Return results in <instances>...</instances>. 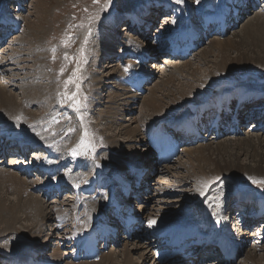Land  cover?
Listing matches in <instances>:
<instances>
[{
    "label": "rangeland",
    "instance_id": "rangeland-1",
    "mask_svg": "<svg viewBox=\"0 0 264 264\" xmlns=\"http://www.w3.org/2000/svg\"><path fill=\"white\" fill-rule=\"evenodd\" d=\"M155 1L158 0H111V4H107V0H100L99 3H94V0H26L24 4L26 6V12L24 13L25 19L23 20V32L20 36L19 34L15 36V41H13L11 47H7L9 50L4 52L3 59L1 58L3 62L1 63L0 61V66L5 67L7 70L5 71L6 75L2 76L0 80V85L6 86L7 92L14 93L16 95L17 102H19L20 105L17 114H9L13 119L15 118L17 120L16 124H30L40 119L43 115H45L46 118L47 116L50 117L51 113H58L57 117H60V119L57 121H60L61 117L65 114L63 109L67 107L69 108L70 114L63 118V127H61V125L54 127L57 130L59 128V131L55 130L48 135L49 142L55 145L61 153H63V155H68L73 150L71 146L74 145L68 143L69 139L65 142L66 137L70 135L72 139H76L81 136L84 139V143L81 144V142H79L78 146L74 148L78 149L81 153L80 156H84V158H88L92 161L98 159L101 163H108L110 168H113L116 166L114 163H116L115 157L117 156V151H111V147L107 143L108 139L111 138V136H116V139L124 140V136H122L121 133V137L118 136L120 131L119 126L121 124L123 126L131 124V127L136 125V123L132 121L139 118L141 114V103L147 96H149L152 88L155 87L156 96L158 95L159 98L161 97L160 99H165L166 101L168 100L165 95H163L166 91H160V89L158 90L156 85H162V83L169 80L175 65L181 66L186 63L182 72L173 73L175 75V82L173 81V84L176 83L174 85L177 89H180L179 91H185V89L187 90L186 100H183L179 106H176V109L173 110L176 114V119H180V117L183 116L182 114L188 111L190 107H195L197 103H201V101L206 100L211 96H215L218 93L220 94L226 90L228 93L234 92L230 100L227 102L229 107L237 101L236 90L238 88L245 87L255 91L256 93H264V62L262 63L255 59L256 54L258 53L260 56H263L264 59V36L254 35L249 37V45L247 44V46L240 47L236 46L235 48H232L231 46L230 50L226 53L220 52L215 46L217 44H213L218 40H233L235 42L236 40H240L242 36H245L248 29L247 27L245 29L243 28L246 23L250 22L248 20L252 19L251 21L256 23L258 22L257 20H259L256 16L264 17V0H260V2H257L256 4L257 7L252 9L253 12L245 18V21L240 23L239 28L237 26L236 28L230 29V31L221 38H219L218 34L209 37L206 42L202 43L199 50L195 52V56L193 55L188 59L179 60L174 58L171 59L170 57L166 58L167 54H163V56L157 54V57L151 59L147 63L148 69L153 70L151 75L152 80L145 84L144 82L142 83L144 86L142 92L138 93L139 96L136 98L137 104L132 105L129 111L126 109L119 110L120 108H127L126 105H124L126 102L124 98L128 101L131 100L128 94L121 96L120 99L123 100H117L116 102L122 103V106L115 110L122 113V115L113 114V116L118 119L115 124L106 120L104 111L106 110L105 107L109 104L107 101L114 98L112 95L115 93L117 94V91L125 92V90L127 91L130 89L125 86L120 87L115 81V76H119L120 72L123 73L125 70L124 67H126L124 65H120L121 62H118L119 59H116V62L114 61L113 67L110 66L111 64L108 67L106 65V63H109V57H112L108 54L104 55L103 53L101 60L99 62L96 60L99 53L97 43L99 37L101 36V27H104L105 24L108 23V14L113 18L116 17L120 20L127 17L130 13L132 15L139 13V10L144 11L146 9L145 6H147L149 7V11L146 13L147 15L151 11L154 12V18H152L151 22L154 21V27L156 25L157 28L159 27L157 31L154 29L152 31L153 33L148 35L144 34L142 37H136L128 31H123L124 26L122 24L119 25L115 31L120 33V39L124 40L125 38H130L131 36L130 39H134L135 41L139 40L141 43H144L147 48H153L158 51L154 42L158 39L154 36V33L156 35L160 34V36L167 34L166 29L173 27L176 22L174 21L172 24L173 19L169 16V14H165L164 11H158V9H154V6L149 5ZM186 1L189 3V9L191 8L192 10L197 11L199 6H202L205 2L211 0H199V3H197V0ZM7 2V0H0V13L6 10L2 8L6 7L5 4ZM10 6L13 10H15L12 4H10ZM177 14L175 16H177ZM161 15L168 16L161 18ZM179 20L180 19H178V21ZM145 31L148 32L149 29H146ZM148 36H150L149 40L147 38ZM261 36L263 38H261ZM203 50H205V53H203ZM115 57L116 56L112 58L115 59ZM223 58L226 59V63H223ZM127 60L135 63V61L130 58ZM125 62L127 61L125 60ZM187 63L189 64L187 65ZM62 69L63 72H61ZM94 73L104 76L110 74L111 79L108 81L109 83L113 82V85L108 84L107 87L103 86L98 90L97 86L99 85L95 84ZM77 85L79 87H77ZM190 88L194 89L192 90ZM97 93H100L103 96V101H101V103L100 97H96ZM108 94L109 96H112V98L108 97ZM129 94L136 95V93ZM174 94L172 95V98L173 96H180L176 90ZM32 96L33 98H31ZM76 100H79V103L75 105ZM115 110L114 112H116ZM119 112L116 113L118 114ZM162 117L166 118L167 116L164 115ZM255 122L256 121L253 120L250 121L247 126L245 124L241 128L242 132L236 135L234 134V136L225 134L222 137H218V139L207 137L203 143L199 142L197 144L184 147V151H192L189 152L190 155L186 152L183 153V151L179 154L178 158H180H177V161H172V163L168 166H161L159 172L160 174H158L157 177L153 176L154 179H148L150 181V189L152 190L149 194L143 195L141 200L134 201L133 205H135L136 210H140L141 205L138 204L144 201L146 203L144 204L147 205L146 207H149L148 212L150 214H154L155 211L158 212V216L157 214H154V216L151 215V217L155 220H162L163 226H170L174 223V221L177 222L178 218L182 217L179 213L182 209L184 211H188V215L186 217H189L191 214L193 216V213L197 211V207H200L198 205L199 191L194 185L197 183V180H195L196 172L192 166L189 165L190 161L188 158H190L191 155L194 158V155H198L203 152L207 156L211 157L207 160H200V158H198L199 160L196 159L194 162L197 161L195 163L196 165H202L201 167L204 170L203 172H206L209 175H214H212L210 183L208 181L204 183H208V185H210L216 180L217 182L225 181V187L227 188L230 187V184H236L239 186V189L236 191L238 195L242 193L264 199V186L253 184L251 180L248 179L249 177L264 179V175H258V173L256 174L252 171L250 172V170L246 172H232L233 174H228L218 171L216 168V163L220 162L224 165L225 160L232 162L234 159H238V161L243 165H249L250 163L252 165L254 164L250 155L237 147L236 143H240L239 140L249 137V134L253 135V139L256 142H259L255 136L256 134L264 139V131H254V128L252 129L253 125H256L254 124ZM65 129L66 131L68 129L69 133L67 136L61 138ZM61 131L62 133H59ZM85 131H87V137L84 135ZM224 145H232V148L228 149L227 147V154L225 153V149L222 148L221 152L218 154V146L222 147ZM127 147H124V149L120 152L124 153ZM136 147L137 151L134 150V148L129 149L130 154L136 151L137 155L141 154V156H145L150 149L144 141H140ZM150 153H148L145 158H150ZM112 156L114 157V162L112 161ZM236 156H238V158H235ZM1 159L2 158H0V160ZM111 161L112 163H109ZM82 163L85 164V160H82ZM1 165H8V163L0 162V166ZM262 165L264 168V163ZM148 167L151 166L148 165ZM20 175L28 182L36 180L34 178L32 180L28 179L21 173ZM80 175L82 174L78 172L73 176L75 179H79ZM63 177H65L67 181L71 179L70 175L63 174ZM183 178L186 179L184 180ZM39 183L41 184V182ZM4 185H0V187H3ZM208 187L209 189L211 188V191H207L209 193H206V196H214V187ZM10 189L13 191V188L5 185L4 191H2L3 188L1 191L3 194L5 192L4 195L9 197L7 198V202L11 200L14 202L17 199V194L12 193ZM1 191L0 193L2 194ZM33 191L36 192V190ZM38 191L39 190H37L36 194L40 195L43 200L44 207H47V210L44 208L45 213L53 210L51 209L52 205L53 207L61 205L59 201L56 203L54 202V200H58L57 198L52 199L49 197L47 200L44 195L42 196L38 193ZM163 191H166V194L162 193ZM29 192H32L31 189H29ZM235 194L236 193H234V195ZM28 196L25 194L24 198H27ZM69 196L70 195H68V197ZM149 196H151L152 200L149 199ZM234 197L235 196H232V198ZM130 200L131 199H129V201ZM61 201L62 203H65L63 207H60V209H64V206H69V209L66 207L68 209L67 212L73 213L74 208L71 205H73L74 201H72V199H64ZM167 201L170 203H168L169 205L166 204ZM162 207L168 208V210H163L161 209ZM54 212L55 211H53L52 216L54 219L53 221L56 220ZM160 214H163L165 217L159 218ZM31 222L34 223L31 219L30 221L22 220L21 223L19 221L16 225H13V228L7 227L4 223L0 224V229L2 230L0 231V264H2L3 260L6 258L19 256L23 248H27L26 245H31L32 241H38V239H35L36 237L27 240L24 236H27L29 229L35 230V224L31 225ZM27 226H29V228H27ZM16 229L17 231L20 230L22 234L19 233L18 236H16ZM240 231L247 233V231ZM255 234L256 232H253L252 235L247 234L248 240L249 238L255 236ZM245 246L243 247V249L246 248L245 251L233 264H246L245 258L249 253L252 255L254 254L257 264H264V241L262 244L258 243L252 246L246 244ZM51 248L52 245L43 253L45 258L50 257L47 254H50ZM115 248L116 251H121L124 246L121 245ZM112 250H115L113 246L105 251V254H108V252ZM210 264H212V262H210ZM249 264L252 263L249 261Z\"/></svg>",
    "mask_w": 264,
    "mask_h": 264
},
{
    "label": "bare ground",
    "instance_id": "bare-ground-1",
    "mask_svg": "<svg viewBox=\"0 0 264 264\" xmlns=\"http://www.w3.org/2000/svg\"><path fill=\"white\" fill-rule=\"evenodd\" d=\"M242 1L244 3L247 2V0H242ZM4 3H5V1H4ZM234 3H235L234 0L233 1L229 0L227 5L228 6L229 5H233ZM235 8L238 9V7H235ZM253 8H255V7H249V8L247 7V8H245L244 13H243L244 19L239 22V25H240L241 22L245 21V18L248 15H250V13L253 12L252 11ZM147 12L148 11L146 9L144 11L139 10V13L132 14L129 19H132L133 17L134 18H140V17L143 16V20L148 19V21L151 22L152 21L151 17L154 16V12L151 11V12L148 13V15L146 14ZM6 13H8V10H5L4 12H1L0 13V17L3 14H6ZM14 16H17V15H14ZM167 16L164 15V17H167ZM256 18L259 19V20H257L258 22L253 23L251 21L252 20L251 19V20H248L250 22H248V23H246V25H244L243 29H245L247 27L248 31H247V34L245 36H242V38H240V40H238V41L236 40L235 42L233 40H231V41L218 40L217 42H214L213 44H217L215 46L219 49L220 52H225L226 53L227 51L230 50L231 46H232V48H235L236 46L240 47V46H247V44L249 45L250 44L249 43V39H248L249 37H252L254 35H257V36L262 35V36H264V17L256 16ZM168 20H170V19H168ZM176 20L177 19L174 18L173 21H172V24L174 23V21L176 22ZM128 21L130 22V20H128ZM179 21L177 22V24L180 23ZM113 24H114V21L110 22L109 24L106 23L104 27H101L102 28L101 36L99 37V40H98V43H97L99 53H98V56H97L96 60L98 62L101 60V58L103 56V53H104V55L108 54V55L112 56L113 58H114V56H116L115 59H113L112 57H109V60H108L109 63L108 64L106 63L107 67L110 64H111L110 66L113 67L114 66L113 63H114V61L116 62V59H119L118 62H121V58L124 57L123 54L125 52L126 53L127 52L136 53V54L130 53L132 57H135V59L141 58V57H146V56H149L151 54L153 55L156 52L157 53L159 52V51H156L153 48L152 49L147 48L146 45H144V43H141L139 40L135 41L134 39H130L131 36H130V38L127 37L124 40L120 39V37H119L120 33H117L115 31V27H114ZM239 25H238V28H239ZM123 26H124V30L123 31H128V32L133 31V29H132L133 25L130 26L126 22V23L123 24ZM179 27H181V24L179 25ZM144 28L146 30V27H144ZM225 30H227V28ZM141 31L143 32V30H141ZM130 33H132V32H130ZM3 34H4V32H0V35H3ZM132 34L134 36H136V37L137 36L138 37H142L144 35V34L139 35L137 33L136 34L132 33ZM262 36H261V38H263ZM219 38H221V37H219ZM142 46L147 48L146 51L145 50L142 51ZM149 51L151 52L150 54H149ZM203 53H205V50H203ZM190 55L191 54L188 55V58H190ZM194 56H195V53H194ZM168 57H169V55L167 56V58ZM1 58L3 59V55H2ZM188 58H186V59H188ZM2 59L0 60L1 63L3 62ZM255 59L260 61V62H262V63L264 62L263 56H260L259 53L256 54V58ZM225 60L226 59L223 58V61H224L223 63H226ZM126 61H127V63L129 62L128 60H126ZM185 64L186 63H184L181 66L175 65V67L173 68L172 74L169 77V80H167L164 83H162V85L161 84H157L156 85L158 90L160 89V91L161 90H165L166 91V93L164 92L163 95H165V97L169 100V102H168V100L166 101L165 99H160L161 97L159 98L158 95L156 96L155 87L152 88L150 90L151 92H150L149 96H147L141 103V106H140L141 107V109H140V111H141L140 113L141 114H140L139 118L138 119H134L132 121V122L136 123V125L131 127V124H127V125H124V126L121 124L119 126L120 131H119V135L118 136H120V137H121V135L124 136V138H123L124 140L116 139V136L115 137L111 136L112 139L111 138L108 139L107 143H108V145H110L111 151H113V150L117 151V156L115 157V155H114V157L116 159V163H114V164L116 166L113 169L110 168L111 174L114 171H118L120 173H125L127 171V169L131 168L130 166H141V165H143V166L148 167V165L149 166L153 165L154 158L151 156L152 155L150 153L151 149H149L147 154H145V156H146V155H148V153H150L151 157L150 158L149 157L145 158V156H141V154L137 155V153H136L137 147L136 146L140 143V141H144L147 144V146H148V142L145 139L146 135L144 134L145 133L144 131L145 130L146 131L150 130L152 127L155 130H157V132L155 131V133L153 132V133H149L148 134L149 141L153 142L154 145L158 146L159 148L162 147L165 144V142H163V140L158 136V132L161 129V126L159 124V120L164 121V118L162 117L164 115L167 116L165 121H167V123H169L170 125L173 124V120H177L176 117H175L176 114H175V112H173V110L176 109V106H179V104L183 100H186V96H187L186 92H187V90L185 89V91H179L180 89L176 88V86L174 85L176 83L173 84V81L175 82V78H174L175 75L173 73L174 72H182ZM188 64L189 63H187V65ZM120 65H121V63H120ZM145 67H147V66H145ZM138 68H140V67H138ZM146 71H148L147 72L148 75H143L139 79L140 83L144 79H150L151 78L150 75H152L153 70L152 69H148V67H147ZM115 72H116V69H115ZM117 72H119V71H117ZM94 75H95V77H94L95 84L99 85V86H97L98 90L101 89L103 86L107 87L108 84L113 85L112 84L113 82L109 83V81H108L109 79H111L110 74H107V76H104V75H100V74L98 75V73L97 74L94 73ZM116 77L117 76H115V78ZM115 81L117 82V84L120 87H123V86L128 87L125 82H124V84L123 83L121 84L116 79H115ZM136 87L140 88L139 81L136 82ZM128 88L130 89V87H128ZM190 89H192V88H190ZM130 90H127V91L125 90V92L117 91V94L115 93L117 97L115 96V94L112 95L114 98H112V96H109V94H108V97H111L112 99L107 101L109 104L108 105L106 104L107 106L105 107L106 110L104 111V113L106 115L105 116L106 120H109V122H113V124L117 123L118 119L115 118V116H113V114L122 115V113H120L119 111L115 110V109H118V107L120 108V106H122V103L116 102L117 100L118 101L119 100H123V99H120L121 96H125L126 94H128L130 96L129 98H131V100L128 101L126 98H124V100H126L124 105H126L127 108L124 107V108H120L119 110L126 109L127 111H129L130 107L132 105L137 104L136 103L137 102L136 98L139 95H138V93H136V95L129 94V93H132V91H130ZM175 90L180 94V96H173V98H172V95L174 94ZM236 92H237V94H239L240 97L242 95L248 96L247 101L252 96L254 98L255 97L257 98L258 96L261 97V98L264 97L263 93L262 94H258L255 91H252L251 89L245 88V87L238 88L236 90ZM221 95L222 94H218V96H221ZM255 95H257V96H255ZM97 96L100 97V103H101V101H103L102 100L103 96L100 93H97L96 97ZM189 96H190V94H189ZM31 98H33V96ZM34 99H35V97H34ZM216 99L217 98H215L212 101V103ZM261 101H263V103H262L263 105H258L257 107H262V106L264 107V99L261 100ZM241 104L244 105L245 101L242 100ZM19 106L20 105H19V102H17L16 95L14 93L7 92L6 86H3V85L1 86L0 85V119L4 120V122H0V128L8 131V133L9 132H14L15 130L20 131L19 128H14L13 129L11 127V124L12 123H16L17 120L15 118L13 119L12 116L9 115V114H13V115L17 114ZM257 109L260 110V108H257ZM114 110L116 112H119V113L117 114L116 112H114ZM123 111H125V110H123ZM161 113H164V114H161ZM260 128L264 129V126H261ZM260 128L258 126H257V128L254 127V131H257V130L263 131ZM240 132H241V130H239V133ZM21 133H22V131H21ZM120 133H121V135H120ZM23 135H25V134H23ZM255 136L257 137L259 142H256L253 139V135L249 134V137H246V138H243L242 140H239V142L241 144L238 143V142L236 143L237 147H239L240 149L244 150L246 153H248L250 155L251 160L254 162L253 165L251 163L249 165L248 164H244L243 165L242 163H240L238 161V159H234V160H232V162H228V161L225 160V164L224 165H222L220 162L216 163L217 164L216 168L218 169V171H221L223 173H228L229 174V173H232V172L233 173H235V172H246V171L250 170V172L252 171V172H254L256 174L258 173V175H261V174L264 175V168H263V165H262L264 163V145H263L264 144V139L261 138L258 134H256ZM171 145L174 146V148H176V149L177 148H181L180 145H177V144H174V145L171 144ZM187 146H190V144H186L185 146H183L181 148V150L178 153L175 154V157L178 158L179 154L184 151V149H185L184 147H187ZM124 147H127L128 149L126 148L125 152L121 153L120 151L123 150ZM227 147H228V149L232 148V145L231 146L224 145L222 147L218 146V148H217L218 154H219V152H221L222 148L225 149V153L227 154V152H228ZM133 148L136 151L130 154L129 149H133ZM185 152L189 153V152H192V151L189 150L187 152L185 150L183 153H185ZM225 153H223V154H225ZM189 155H190V153H189ZM194 156L195 157L193 158V156L191 155L190 158H188V160L190 161L189 165L192 166V168L196 172V175H195L196 179L195 178H192V179L197 180V183H195L194 185H195V187H197V189L199 191V195H198L199 196L198 197V199H199L198 203L199 204L198 205L201 207L204 204L202 207H204V208L206 207L207 214H211V213H213L214 210H216L217 206L220 205V203H219L220 197L223 198V196H225V195L227 197L228 196H236V195H238L236 191H237V189H239V186H237L236 184H230V187L229 186H228L229 188L225 187V190L223 192L220 189L219 190L220 195L217 196L219 198L218 200H217V198L214 197L215 193H216L215 191H214L215 192L214 196L213 195L210 196V197L206 196L205 194L207 193V191L210 192L211 188L210 189H209V187L205 188L203 185H204V182H206V181L210 182L212 180V175L213 174L209 175L208 173L203 172L204 170L201 167L202 165L201 166H199V164L196 165L195 163L197 161L194 162V160H196V159L199 160L198 158H200V160H203V159L207 160L211 156H207L204 152L200 153L198 155H194ZM114 157L112 158L113 162L115 161ZM235 158H238V156H236ZM2 161H3V159H1L0 162L4 163ZM112 161L109 162V163H112ZM199 163H201V162H199ZM15 164L13 165L12 163H10L8 165H4V166L0 167V185H4V183H5V185L7 187L13 188V191L10 189V191H12V193L17 194V197H16L17 199L14 202L11 199H10L11 201L7 202V198H9V197L4 195L5 192H4V194L2 192V191H4V186L5 185L3 187H0V191L3 188V190L1 191L2 194L0 193L1 194V196H0V224L4 223L5 225H7V227H12L13 228V225H16V223H18L19 221L21 223L22 220H25V221L29 220L30 221V219H31L34 222V223L31 222V225L35 224V226H34L35 230L29 229L27 236L26 235H24V236L27 238V240L32 239L34 237H36L35 239H38V241H36V242L32 241L31 245H26L27 248H23V250L20 252L19 256H16L18 258L20 257L21 261H20L19 264H22V263L28 264V260H29L28 255L30 254L31 250H36V251L42 252L44 250H47L51 245H52V248H51L50 254L46 253L48 256H50L49 257L50 260H47V261H52L55 264H61V263H63V264L64 263H66V264H168V262H164L161 259L158 261L155 258V253L152 252L149 249V246H147L145 244L137 243V240H136L137 238H133V239L128 238L127 239L125 236H124V240H123V238H121V240L119 242H117L116 245H114V243H112L110 245V247L113 246L115 250L109 251L108 254L107 253L106 254H100L97 251L95 259L81 260V262H75L74 259H73V255L71 254V250H70L71 242L66 238V232L60 230L61 226H59V223L57 222V220L53 221L54 219L52 218L53 211H55L54 213H58V214L63 212V210L60 209V207L61 206L63 207L65 202L62 203V201L61 202L59 201V203L61 204L60 206L57 205V206L53 207V205H52L51 209H53V210L48 212V213H45L44 212L45 211L44 208H46V210H47V207L46 206L44 207V203H43V200L40 197V195L36 194V192L33 191V190L36 189L37 186H40V183L38 181H36V180H32V182H28L26 179L24 180L23 177L20 175V173H19L20 171L18 169L13 170V169H15V168H13V166H15ZM88 164L85 163L86 166H90V169L88 170V173L94 172V170L97 169V168L105 167L107 165L109 166L108 163H106V164L105 163H101L98 159L94 160V161H91ZM227 170H229V171H227ZM150 175H151L150 178L154 179L153 175L151 173H150ZM123 176L129 178L128 174H125ZM193 177H194V175H193ZM53 182H61L62 184H68V181L65 179V177H62L60 179L58 178L57 180H54ZM149 188H151V187L149 186ZM29 189H31L32 192H29ZM201 191L204 192V195H201ZM162 193L166 194V191H163ZM234 193H236V194L234 195ZM25 194H27V196L28 195L29 196L27 198H24ZM203 197H204V199H203ZM242 197H245V196H242ZM149 199L152 200L151 196H149ZM82 201L85 202L86 200L82 199ZM163 201H164V199H163ZM142 202H144V201H142ZM142 202H140L138 204V205H141L140 210H138V211H142L143 210L144 213L142 212V215H140V216L130 217V220L134 222V225H133L134 230L139 229L141 227L142 222H143L142 220L144 219V216H148L149 217V215H150L149 220H150L151 228H152V231L154 232V234H159L160 233V234H163V235L166 234V235H169V236L171 235L172 236V232L169 229L171 227H173L174 224L178 223L179 225H188L192 221V219H191L192 214L189 215V217H186L188 215L187 214L188 211H186V210L184 211L182 209V211H179L180 216H182V217H179L177 222L174 221V223L172 225H170V226H163L162 225L163 224L162 220H155L154 218L151 217V215L154 216V214L156 215L158 212L155 211L154 214L153 213L150 214L148 212L149 207L147 208L146 207L147 205H145L146 203L144 204ZM200 202H201V204H200ZM126 203L128 204L127 201H126ZM168 203L169 202L167 201L166 204L169 205L170 203L169 204ZM130 204H132V201L130 202ZM71 206L74 209L76 208V210H77V208H79V207L76 206L75 202ZM167 207H169V206H167ZM112 209H113V207L109 205V203L107 202V199H105V201H103V199H99V200H95L94 202H89L88 205L86 206L85 210H84V213L86 214V216L80 222H77V224L75 226H77L78 228L85 226L87 224V222L91 221L94 217H96L97 213H100L101 211H103V213L108 217L109 215L105 211H108V210L111 211ZM161 209H163V210L167 209L168 210V208H165V207H162ZM180 210H181V208H180ZM151 212H153V211H151ZM157 216H158V214H157ZM109 217H112V215L109 216ZM161 217H165V216L163 214H160L159 218H161ZM152 221H155V223L154 224L151 223ZM81 222L83 224H80ZM99 223L100 222L98 221L97 224H99ZM112 227L116 228L118 226L115 223H113V222H107L101 228V230L99 231V235L105 237L108 234L109 229H111ZM27 228H29V226H27ZM8 229H6V230H8ZM65 230H68V229L65 228ZM0 231H2V230L0 229ZM19 233L22 234L20 230L17 231V229H16V236H18ZM242 233H244V232H242ZM97 236L98 235H96V237ZM238 236H240L242 238V240H241L242 242H241L240 247H239L240 253H242V250H244L243 247L247 244L248 237H247L246 234H245V236L242 235V234H239ZM15 238H14V240H15ZM40 238H42V239H40ZM96 239H95V241H96ZM121 245L124 246V248L121 249V251H116L115 247H119ZM130 245H131V247H130ZM207 253L212 254L211 251H208ZM13 257H15V256H13ZM200 259H201V257L198 256L196 261L198 262V260H199V262L200 261L202 262V259L201 260ZM245 261H246V264H249V261L252 264H257V260L255 259L254 254L252 255L251 253L246 255ZM2 264H3V262H2ZM218 264H221V263H218ZM222 264H229V263L228 262H226V263L223 262Z\"/></svg>",
    "mask_w": 264,
    "mask_h": 264
},
{
    "label": "snow or ice",
    "instance_id": "snow-or-ice-1",
    "mask_svg": "<svg viewBox=\"0 0 264 264\" xmlns=\"http://www.w3.org/2000/svg\"><path fill=\"white\" fill-rule=\"evenodd\" d=\"M100 2V0H94V3H99ZM183 2V0H176V3H182ZM197 3H199V0H197ZM107 4H111V0H107ZM125 70H127V69H125ZM61 72H63V69L61 70ZM69 82H71V81H69ZM77 87H79L78 85H77ZM77 103H79V101H77ZM85 137H87V131H85ZM84 143V140L82 139V141H81V144H83ZM81 153L78 151V149H73L72 150V155L75 157V156H77V155H80ZM86 154V153H85ZM218 179V178H217ZM249 180H251V182L253 183V184H257V185H260V186H264V179H256V178H254V177H249L248 178ZM210 183V182H209ZM205 188L206 187H208V183H204V185H203ZM201 195H204V192L203 191H201ZM219 198L217 197V200H218ZM151 223H155V221H152Z\"/></svg>",
    "mask_w": 264,
    "mask_h": 264
}]
</instances>
